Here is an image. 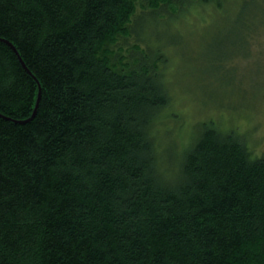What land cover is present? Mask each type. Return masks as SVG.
Listing matches in <instances>:
<instances>
[{
	"label": "trees",
	"instance_id": "1",
	"mask_svg": "<svg viewBox=\"0 0 264 264\" xmlns=\"http://www.w3.org/2000/svg\"><path fill=\"white\" fill-rule=\"evenodd\" d=\"M135 2L0 0V264H264V156L201 127L164 163L154 137L171 97L140 33L220 0ZM248 12L226 63L264 35ZM123 31L141 44L122 66Z\"/></svg>",
	"mask_w": 264,
	"mask_h": 264
},
{
	"label": "rangeland",
	"instance_id": "2",
	"mask_svg": "<svg viewBox=\"0 0 264 264\" xmlns=\"http://www.w3.org/2000/svg\"><path fill=\"white\" fill-rule=\"evenodd\" d=\"M240 2L249 10L246 20L257 15V9L264 10V0H220L221 11L213 15L192 10L170 21L171 26L151 23L140 33L165 58L171 102L154 130L164 163L182 154L201 127L239 134L254 157L264 156V35L254 38L247 58L225 61L245 51L237 26ZM143 4L145 0H136L137 14ZM123 34L106 45L111 60L122 66L141 44L135 33Z\"/></svg>",
	"mask_w": 264,
	"mask_h": 264
},
{
	"label": "water",
	"instance_id": "3",
	"mask_svg": "<svg viewBox=\"0 0 264 264\" xmlns=\"http://www.w3.org/2000/svg\"><path fill=\"white\" fill-rule=\"evenodd\" d=\"M39 97H40V93H39V96H38L37 104H38V101H39ZM34 115H35V111H34L32 117H34ZM32 117H31V118H32Z\"/></svg>",
	"mask_w": 264,
	"mask_h": 264
}]
</instances>
